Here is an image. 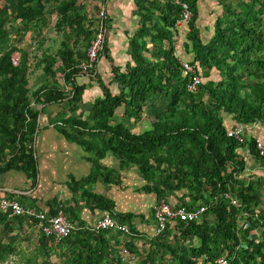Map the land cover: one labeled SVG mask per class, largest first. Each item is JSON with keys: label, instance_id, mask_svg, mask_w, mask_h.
<instances>
[{"label": "trees", "instance_id": "trees-1", "mask_svg": "<svg viewBox=\"0 0 264 264\" xmlns=\"http://www.w3.org/2000/svg\"><path fill=\"white\" fill-rule=\"evenodd\" d=\"M82 1L0 0V173L17 169L36 179L34 139L41 111L31 102H67L72 115L57 117L56 127L92 154L93 171L83 183H94L100 177L110 180L101 173L100 160L111 152L122 166L132 164L139 169L148 184L146 189L154 192L158 201H169L173 193L178 203L188 208L207 205L204 215L214 217L212 222L202 219L169 224L161 235L149 240L146 254L137 250L133 240L127 241L139 264H216L220 255H227L229 264H264V212L260 218H249L251 227L238 236L241 209L224 196L231 193L252 212L259 204L261 181L243 177L247 162L239 149L246 148L264 159L254 137L239 142L228 136L223 115L229 114L241 124H264V0H218L221 10L207 41L198 26L200 0H180L189 4L193 14L187 22V51L193 54L191 62L202 79L195 92L188 91L189 76L183 73L175 53L182 6L174 0H135L140 24L129 40L131 58L123 68L112 65V82L118 90L113 91L112 82H106L97 71L102 58L113 63L105 37L94 68L87 72L102 94L92 101L85 117L83 112L74 114L84 104L88 88L78 81L84 73L79 65L87 59L97 28ZM53 14L57 16L54 29L64 37L56 52L43 54L38 65L48 77L56 78L60 71L64 84L44 83L31 92L26 74L29 53L7 45L13 36L22 38L31 29L41 33L52 22ZM17 50L21 53L19 62L14 61ZM213 70L220 78L204 81L203 76H210ZM153 96H163L167 104L163 110H153L149 129L133 133L125 122L115 121L120 108L125 116L141 119ZM88 195L135 232L133 214L116 213L110 199ZM55 211L51 208L52 214ZM25 218H8L6 211L0 212V221L8 231L9 225L23 223ZM170 226L176 231L174 235ZM254 229H259L257 238L252 236ZM107 232L78 229L54 245L41 232L40 246L19 264H57L51 258L55 246L60 250L58 257H64L62 264H123L119 251L110 246ZM2 236L0 233V264H8L11 255L19 252L17 235L7 242ZM192 239L199 244L186 246ZM40 255L42 260L38 261Z\"/></svg>", "mask_w": 264, "mask_h": 264}, {"label": "crops", "instance_id": "crops-1", "mask_svg": "<svg viewBox=\"0 0 264 264\" xmlns=\"http://www.w3.org/2000/svg\"><path fill=\"white\" fill-rule=\"evenodd\" d=\"M90 1L97 4L102 2L101 0H87L83 3L88 4L87 2ZM140 2L143 1L140 0ZM106 4H108L109 19L112 21L109 29L110 34L109 36L106 35L109 47L108 54L113 57V64L120 66V63L117 62L120 57L117 59L114 51L115 47L112 43L115 41L121 42V67L123 68L125 63L131 58L129 40L140 24L138 5L135 0H113L111 3L107 1ZM213 21H211L212 24L209 22L211 24V36L214 28ZM185 24L177 27L178 30L174 38L176 41L175 53L181 59L192 60L193 54L187 51L189 47L187 50L184 47V51L181 48L183 40L187 41L188 30H184ZM209 24L204 21H198V26L205 28V30L210 26ZM179 27H181V30H179ZM42 32L44 33V29ZM37 34L42 35L39 31L31 29L26 32L23 38H27L26 40L29 42V38L35 37ZM102 60L106 59L102 58L98 62L97 71L105 81L112 82L114 77L112 64H109V71L113 76L109 77L107 75L105 77L102 73V67H99V63ZM78 81L87 84L88 88L84 94V104L74 114L79 116V113L83 112V117H85L92 101L102 93L95 78L91 77L89 73L81 74L78 77ZM111 87L115 89L113 91L118 90L117 83L114 81L111 83ZM166 104V98L163 96H153L147 102L146 113L143 114L141 119L134 120L132 117L125 116L123 108H121V111L118 112L120 114L114 119L115 121L121 120L125 122L133 133H141L151 127L150 115L152 112L163 110ZM68 107L67 102L48 105L39 104L38 109H40L41 113L38 118L34 139V153L38 169L36 179L29 178L22 170L10 169L0 173V188L5 191L8 198L16 199L23 206H37L45 209L51 215L54 214L51 213V208L54 210L61 204L67 218L79 226V229H85L92 225L103 213L109 212L97 206L96 202L88 194L95 193L104 196L113 202L116 213L133 214L132 223L135 227V232L132 231L133 235L130 236L110 231L105 233L110 246L119 251V246L123 241L133 240L137 250L146 254L150 246L149 240L156 236V224L153 218L154 208L158 203L156 194L146 189L148 184L143 180L139 169L135 165L122 166L118 157L111 152H107L100 160L101 173L107 174L110 180L100 177L94 183H83V180L93 171L92 154L84 146L66 138L56 127V124H58L55 121L57 117L72 115L69 113ZM223 115L226 128L237 124L229 114L224 113ZM254 135L261 136L264 141V124L255 123L251 125V133L247 136ZM239 151L247 162L243 177L249 178L250 181L257 179L261 181L259 204L253 207L252 212L248 211L252 215L257 214V217L253 216L257 219L264 212V160L258 158L246 148H240ZM77 182L81 184L79 188L76 185ZM168 197L170 202H178L177 197L173 193ZM25 219L23 223L15 222L9 225V231L5 229L4 222L0 221V233L3 235L2 241L7 242L10 236L17 235L16 249L19 252L11 255L8 264L24 261L26 257L32 255L33 251L40 246L39 238L42 234L40 224L38 222L33 223L28 217ZM202 219L214 221V217L211 214L204 215ZM122 223L127 224L126 222ZM170 229L172 235H174L175 229L172 226H170ZM257 232L259 233V230L254 229L252 236L257 238ZM191 243L193 246L199 244L197 240L192 239L188 240L185 245L188 246ZM55 248V252L51 253V258H54L52 260H55L57 264H62L64 257H58L60 250L56 246ZM37 259L38 261L42 260L41 255ZM137 261L138 257L132 264Z\"/></svg>", "mask_w": 264, "mask_h": 264}, {"label": "built area", "instance_id": "built-area-1", "mask_svg": "<svg viewBox=\"0 0 264 264\" xmlns=\"http://www.w3.org/2000/svg\"><path fill=\"white\" fill-rule=\"evenodd\" d=\"M174 1L182 6V16L176 24L178 27L189 22L193 14L188 3L180 0ZM100 13L101 18L98 22V25L100 24V26L99 28L97 27L95 37L87 50V59L81 62L79 65L82 72H90L94 68L95 62L97 61L98 52L103 48L104 45L107 31V25L104 21V19L107 18L106 9L101 10ZM179 59L183 73L189 76L187 89L190 92H195L198 85L202 81L197 66L192 63L191 60L181 58ZM33 104L34 101L31 102V106ZM251 125L252 124L237 123L236 125L227 128V134L228 136L234 137L239 142H245L247 135L251 133ZM252 137L255 139L256 149L259 153V156L264 159V141L262 137L259 135H254ZM224 196L228 198L233 205L241 209V214L237 223V234L240 236L245 230L251 227L250 219H256L255 217H257V214H250L246 209H244L242 203L231 193L227 192L224 194ZM207 208L208 206L205 204L188 208L186 205L179 204L178 202H170L165 199L159 200L153 212V218L156 224L155 235H161L169 224H175L179 221H200L207 211ZM0 210L6 211L8 218L28 217L30 219H37L42 232L51 238L54 244L59 243L61 240L70 236L73 232L80 228L72 220L67 218L61 204L55 208L56 211L53 215L48 216V213L45 209L39 208L37 206L26 207L16 199L8 198L5 194V191L1 188ZM86 228L95 232L104 230L114 233H122L125 236L133 235L127 224L118 221L109 212L103 213L97 220H95L92 225ZM257 236H259L258 232ZM119 256L123 264L134 263L137 260V255L129 250L125 241H123L119 246ZM215 262L216 264H229L230 261L227 255H220L215 259Z\"/></svg>", "mask_w": 264, "mask_h": 264}, {"label": "rangeland", "instance_id": "rangeland-1", "mask_svg": "<svg viewBox=\"0 0 264 264\" xmlns=\"http://www.w3.org/2000/svg\"><path fill=\"white\" fill-rule=\"evenodd\" d=\"M102 2H100L101 4H97L94 3L93 1L87 2L88 4H85V10L87 11V15L90 19L92 20H96L95 26L96 28L100 26V24L98 25V22L101 18L100 16V12L103 9H106V13L108 16V24H107V31H106V35L109 36L110 34V26L112 21H110V17H109V10H108V4L104 3L103 0H101ZM109 1V3H111L113 0H107ZM85 2V1H83ZM199 8H200V18L198 19L199 22L204 21L205 23H208L213 21L215 19L216 14L219 12V10H221L220 5L218 4V0H200L199 1ZM119 12V11H118ZM56 14L52 15V22L50 23L49 26H47L46 28L44 27V33L41 34H37L35 37H30L29 38V42L26 40L27 38H18L17 36H13L11 42L7 45L8 48L9 46L12 45H16V47L18 49H22L25 50L29 53V58H28V68H27V78H28V87L30 88V91H34L36 90L38 87H40L41 85H43L44 83H57L60 85L64 84L63 81V76L61 74L60 71H57L56 74V78H53L52 76H46L44 74L43 68L42 66L38 65L39 60L42 58L43 54L47 53V54H51V53H55L56 50L61 46V41L63 40V34L58 33L55 29H54V21H55V17ZM214 22V21H213ZM212 24V22H211ZM211 24H209L210 26L205 30V28L200 27L201 29V33H202V38L206 41L209 39V37L211 36ZM188 30V25L185 24L184 30ZM179 30H181V27H179ZM43 31V30H42ZM179 37V36H178ZM44 40V41H43ZM43 41V42H42ZM42 42V43H41ZM188 44H190V42L186 40H183V44H182V51H184L185 49H188ZM112 45L115 47L114 51L116 52V57L117 59H119L120 66H121V42H113ZM185 47V49H184ZM6 48V47H4ZM119 53V54H118ZM14 61L19 62L20 60V56L21 53L19 52V50H17L16 52H14ZM107 60V59H106ZM106 60H102V64L101 62L99 63V67H102L103 70V74L106 77L107 75L109 77L113 76L112 73L109 71V64L114 65L112 62L110 61H106ZM114 60V59H113ZM114 62V61H113ZM58 67V66H56ZM87 73V72H84ZM83 73V74H84ZM90 75V73H89ZM219 73L215 70H213L210 74V76H203V80L206 81L208 79H214L217 80L219 79ZM106 82H108V80H106ZM114 89V88H113ZM115 90V89H114ZM33 108H39V104L34 101V104L32 105ZM119 111H121V108L119 109ZM118 111V112H119ZM120 114V113H118ZM14 264H19V263H14ZM125 264H130V263H125ZM132 264V263H131ZM135 264H139V262H136Z\"/></svg>", "mask_w": 264, "mask_h": 264}]
</instances>
